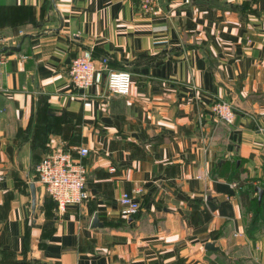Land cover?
I'll use <instances>...</instances> for the list:
<instances>
[{
  "label": "crops",
  "instance_id": "1",
  "mask_svg": "<svg viewBox=\"0 0 264 264\" xmlns=\"http://www.w3.org/2000/svg\"><path fill=\"white\" fill-rule=\"evenodd\" d=\"M0 41L21 43L0 53V264H264V0H0ZM83 50L102 74L87 92ZM57 147L89 149L90 197L65 211L35 175Z\"/></svg>",
  "mask_w": 264,
  "mask_h": 264
},
{
  "label": "built area",
  "instance_id": "2",
  "mask_svg": "<svg viewBox=\"0 0 264 264\" xmlns=\"http://www.w3.org/2000/svg\"><path fill=\"white\" fill-rule=\"evenodd\" d=\"M189 1V0H187ZM0 41V47L3 46ZM102 62L107 71V87L110 92L118 95H127L131 92L133 82L132 72L125 69L108 67V59L104 57ZM69 74L76 88L89 90L101 79V69L94 62L92 51L83 50L73 57L69 66ZM90 106L91 101L84 102ZM210 109L213 115L224 123L231 124L236 119V110L232 102L226 99L215 100ZM264 133V126L261 127ZM81 154L76 158L73 150L63 147L54 148L48 152L42 160L35 165L36 180L45 187L48 196L55 202L58 211L65 209L72 204H81L89 199L90 194L87 188V168L83 162V155L89 153L87 147L77 149ZM111 170H115L112 167ZM121 212L125 216H135L140 210V202L135 196L125 191L120 198Z\"/></svg>",
  "mask_w": 264,
  "mask_h": 264
},
{
  "label": "water",
  "instance_id": "3",
  "mask_svg": "<svg viewBox=\"0 0 264 264\" xmlns=\"http://www.w3.org/2000/svg\"><path fill=\"white\" fill-rule=\"evenodd\" d=\"M60 28H56V31H59ZM30 37H32V35H29ZM21 49V43H18L17 45H3L0 47V53H4V54H10L12 51H18ZM31 186V193H32V209L33 211H35L36 209V201H37V197H36V186L35 183L32 181L30 183ZM263 193L262 190H260V194ZM100 223L98 221V217L96 216L94 219V225ZM207 247H214V243L208 242L206 244Z\"/></svg>",
  "mask_w": 264,
  "mask_h": 264
},
{
  "label": "trees",
  "instance_id": "4",
  "mask_svg": "<svg viewBox=\"0 0 264 264\" xmlns=\"http://www.w3.org/2000/svg\"><path fill=\"white\" fill-rule=\"evenodd\" d=\"M255 185H252L251 184V188L250 190H246L245 192L243 191L242 193V197L244 198V200L246 199V205L250 207V209H253L254 211H257L258 210V202L257 200H255L254 198L249 200L248 198V192L251 191L252 189H255ZM249 189V188H248ZM258 213L255 215L257 217Z\"/></svg>",
  "mask_w": 264,
  "mask_h": 264
}]
</instances>
